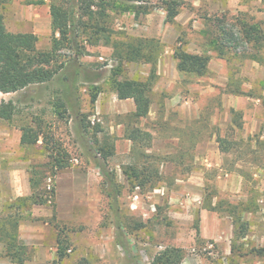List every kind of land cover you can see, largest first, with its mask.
Returning a JSON list of instances; mask_svg holds the SVG:
<instances>
[{"label":"rangeland","instance_id":"rangeland-1","mask_svg":"<svg viewBox=\"0 0 264 264\" xmlns=\"http://www.w3.org/2000/svg\"><path fill=\"white\" fill-rule=\"evenodd\" d=\"M14 1L32 5L33 13H39V21L26 16L18 27L36 29L37 48L49 49L52 31L37 6L49 7L50 0H1L12 29L9 13ZM179 1V14L172 22L165 20L160 7L138 16L107 8L113 38L155 37L163 43L149 92L150 114L145 118L133 121L127 113L112 114L108 107L117 99L110 80L117 68L119 78L145 79L150 64L119 65L111 46L103 44L87 47L89 54L76 61L66 60L47 83L0 92V100H12L17 106L11 120L0 119L1 184L7 168L27 163V170L33 166L46 175L42 186L54 210L56 177L63 170L49 175L47 163H53L55 151L70 164L68 169L81 172L87 184L88 218L69 225L70 251L62 264H150L158 251L169 246L182 249L179 264H264V45L257 51L259 59L231 53L220 57L208 44L212 30L205 20L225 15L227 22L259 23L264 29V3ZM177 46L192 53L206 50L210 59L205 73L178 71L173 57ZM94 92L110 97L109 104L103 103L109 112L99 118L95 103H90ZM26 125L42 131L35 145H20V128ZM131 127L148 136L132 141L129 149L118 143L125 152L113 150L103 174L98 147L106 142L114 149L118 136ZM133 163L158 169L153 187L128 184L121 166ZM57 178V200L62 206L73 187L66 177ZM52 188L54 196L49 193ZM7 212L4 207L0 217ZM236 216L246 222L243 237L235 236ZM139 221L143 227L134 228ZM57 226L61 234L67 227Z\"/></svg>","mask_w":264,"mask_h":264},{"label":"trees","instance_id":"trees-1","mask_svg":"<svg viewBox=\"0 0 264 264\" xmlns=\"http://www.w3.org/2000/svg\"><path fill=\"white\" fill-rule=\"evenodd\" d=\"M264 3V0H262ZM181 1L179 0H50L49 14L51 19V47L46 50L37 48L38 37L32 32L9 31L3 20L0 1V92L12 93L33 84H44L51 81L65 66L67 61H76L79 57L89 54L90 46L99 44L112 48V56L121 65L124 62H142L150 64V71L145 79L118 77L120 69L112 72L110 86L118 99L131 98L135 108L127 116L133 121L148 115L151 100L149 92L156 75V64L163 50V43L155 37L125 36L119 40L112 37V31L107 26V8L132 11L134 16L147 14L156 7L165 11V20L172 22L179 14ZM223 16H207L208 30L211 37L208 40L213 51L220 57L229 53L241 58L259 59L257 51L264 45V29L259 23L247 21L227 22ZM67 50V55L63 50ZM176 68L183 73H205L210 59L206 50L192 53L177 46L173 49ZM97 92L91 93L90 103L94 104ZM17 112L16 103L12 100H0V119L11 120ZM20 145H35L42 134L40 128L29 125L20 128ZM125 136L135 142L142 140L148 134L138 127H131ZM138 142V141H137ZM219 142V141H218ZM140 144V143H139ZM220 148V144H219ZM222 150V147L220 148ZM112 147L106 142L98 147L101 161L99 168L105 174L108 156L113 154ZM53 163H47L49 175H55L58 170L70 166L60 159V152L55 151ZM29 184L31 193L20 196L5 204L8 210L0 217V242L4 244V255L11 262L21 264L30 256L31 250L17 242L18 223L22 219L28 204H47L48 193L42 186L46 175L31 166L29 169ZM131 187H153L159 179L156 167L147 163H133L121 166ZM110 180L114 175L106 173ZM54 196V188L49 192ZM208 208V207H207ZM235 236L243 237L247 228L241 216H236ZM121 226V225H120ZM118 225L119 228H122ZM143 227L141 221L136 222L134 228ZM197 235L199 228L196 229ZM121 234V233H119ZM69 243L58 237L56 243V258L52 264H61L67 255ZM262 249L258 250L261 252ZM183 258V251L178 247H165L158 251L150 264H179Z\"/></svg>","mask_w":264,"mask_h":264},{"label":"crops","instance_id":"crops-1","mask_svg":"<svg viewBox=\"0 0 264 264\" xmlns=\"http://www.w3.org/2000/svg\"><path fill=\"white\" fill-rule=\"evenodd\" d=\"M1 1V0H0ZM22 2L14 1L11 6L9 19L14 25V29L8 28L6 23V13L4 9L7 5H2L1 10L3 13V20L6 28L12 32H32L37 34V30H22L18 26L24 24V17L32 19L34 21L40 20L39 13H33L32 5H22ZM37 9L43 12L44 22L47 23L49 29H51V19L49 14V7L37 6ZM39 23V22H38ZM39 30V29H38ZM117 103L109 104L110 97L103 95L102 93L97 96L95 101L96 114L104 115L109 112L106 111L103 103H108L111 107L112 114H124L130 113L134 110L135 105L131 98L118 99ZM148 114H150V109ZM123 144L124 146L131 147L132 141L125 135H119L115 140L114 151L120 154L122 150L118 146ZM125 152V151H123ZM27 163H20L18 167H9L6 169V180L4 184L0 182V212L4 209L6 202H11L17 197L28 196L31 193V187L29 184V174L27 170ZM80 171L76 168H67L58 172L57 177H66V180L72 183V190H68L66 204L59 205L57 200V188L58 178L56 177V193H55V206L54 210L48 204H28L25 209L22 219L18 223L17 242L21 245L27 246L30 250V256L27 257L21 264H47L50 260L56 258V243L57 238L61 237L66 240L71 237V227L74 221H84L88 218L87 210V193L86 182L83 183V178ZM79 175V176H78ZM70 191V192H69ZM84 201V202H83ZM61 223V226L67 225L63 234L60 233L57 224ZM103 249L107 251V246L104 245ZM0 264H18L13 263L4 255V244L0 242ZM62 264V263H61Z\"/></svg>","mask_w":264,"mask_h":264},{"label":"built area","instance_id":"built-area-1","mask_svg":"<svg viewBox=\"0 0 264 264\" xmlns=\"http://www.w3.org/2000/svg\"><path fill=\"white\" fill-rule=\"evenodd\" d=\"M48 180H50V179H48ZM67 251L69 252L70 250H69V249H67ZM48 264H52V262H50V263H48Z\"/></svg>","mask_w":264,"mask_h":264}]
</instances>
